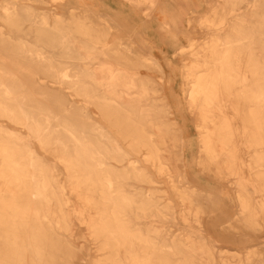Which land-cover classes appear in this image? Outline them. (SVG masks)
I'll return each mask as SVG.
<instances>
[{
    "label": "bare ground",
    "instance_id": "bare-ground-1",
    "mask_svg": "<svg viewBox=\"0 0 264 264\" xmlns=\"http://www.w3.org/2000/svg\"><path fill=\"white\" fill-rule=\"evenodd\" d=\"M1 1L0 264H264V0Z\"/></svg>",
    "mask_w": 264,
    "mask_h": 264
},
{
    "label": "rangeland",
    "instance_id": "rangeland-1",
    "mask_svg": "<svg viewBox=\"0 0 264 264\" xmlns=\"http://www.w3.org/2000/svg\"><path fill=\"white\" fill-rule=\"evenodd\" d=\"M0 4H3L2 1L0 0ZM17 4L19 5H28L31 6L33 8H44L45 10L47 9H53V8H57L56 11L58 12H63V8L66 7V0L63 1H59L56 3H52L49 2V0H44V3L41 2H29L27 0L24 1H19ZM6 58V53H4L2 50H0V59L3 60ZM6 60V59H5ZM184 63H189V59L188 57H184L182 59V65ZM139 73H145L144 70H139ZM20 76H22V78H26L28 76V74L24 73V74H20ZM42 82L41 81H36L35 84L36 85H40ZM51 85V84H49ZM175 87H177L178 83H174L173 84ZM175 91L176 88H174ZM66 92H69L66 89ZM178 92V91H177ZM67 99L69 101H73L76 102V104H79V99L76 98H72L67 97ZM88 112L93 116L96 117L95 113V109L92 106H88L87 107ZM183 140H184V146L186 148V152L184 153V156L186 158H188L189 160H191V164H189V169H188V177L193 181H195L199 186L201 187H207V188H226V185H223L221 183H219L218 181H216L215 178L210 177V173H206V172H202L201 168L195 165V157L197 156V144H198V133L197 130L195 128V120L193 117H191L189 114H185L184 119H183ZM180 169L182 168L181 164L177 165ZM148 170V172L154 177V179L159 183V188H161L162 190L166 191V197L169 198L172 201V204L174 206V210L178 212V210L180 209L179 204L177 203V201L175 200V197L172 195L171 191H170V183H168V181L165 178H161L158 177L154 171L152 170V168H150L148 165L145 166ZM58 171L62 174V172L64 170H62V167H60V165H57ZM62 179V178H61ZM232 196V195H231ZM75 225V232H74V239L77 243H82L85 245V261L84 264H90V261L94 258L95 256V249H94V245H92V242L89 240V238L87 237L84 228L82 226H80L79 224H77L76 222H74ZM222 246H228L226 244H222Z\"/></svg>",
    "mask_w": 264,
    "mask_h": 264
}]
</instances>
